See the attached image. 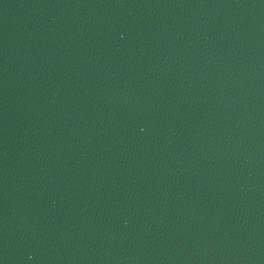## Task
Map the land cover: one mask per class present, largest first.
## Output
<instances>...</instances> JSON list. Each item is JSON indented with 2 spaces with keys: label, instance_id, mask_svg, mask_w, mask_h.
<instances>
[{
  "label": "water",
  "instance_id": "water-1",
  "mask_svg": "<svg viewBox=\"0 0 264 264\" xmlns=\"http://www.w3.org/2000/svg\"><path fill=\"white\" fill-rule=\"evenodd\" d=\"M0 264H264V0H0Z\"/></svg>",
  "mask_w": 264,
  "mask_h": 264
}]
</instances>
